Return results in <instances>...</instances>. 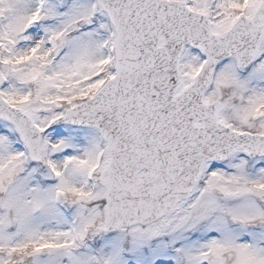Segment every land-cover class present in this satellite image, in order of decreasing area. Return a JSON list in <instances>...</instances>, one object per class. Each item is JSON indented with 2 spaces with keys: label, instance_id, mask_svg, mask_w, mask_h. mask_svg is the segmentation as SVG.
Wrapping results in <instances>:
<instances>
[{
  "label": "snow or ice",
  "instance_id": "6c2138e0",
  "mask_svg": "<svg viewBox=\"0 0 264 264\" xmlns=\"http://www.w3.org/2000/svg\"><path fill=\"white\" fill-rule=\"evenodd\" d=\"M0 264H264V0H0Z\"/></svg>",
  "mask_w": 264,
  "mask_h": 264
}]
</instances>
